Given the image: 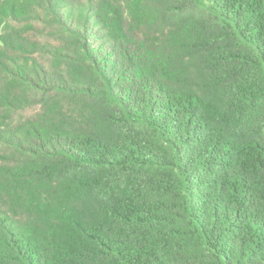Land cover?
<instances>
[{"label": "trees", "instance_id": "obj_1", "mask_svg": "<svg viewBox=\"0 0 264 264\" xmlns=\"http://www.w3.org/2000/svg\"><path fill=\"white\" fill-rule=\"evenodd\" d=\"M0 264H264V0H0Z\"/></svg>", "mask_w": 264, "mask_h": 264}]
</instances>
